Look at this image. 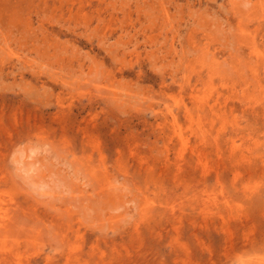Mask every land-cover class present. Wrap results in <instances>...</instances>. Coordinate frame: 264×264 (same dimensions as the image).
I'll list each match as a JSON object with an SVG mask.
<instances>
[{
	"label": "rangeland",
	"instance_id": "374dc122",
	"mask_svg": "<svg viewBox=\"0 0 264 264\" xmlns=\"http://www.w3.org/2000/svg\"><path fill=\"white\" fill-rule=\"evenodd\" d=\"M0 264H264V0H0Z\"/></svg>",
	"mask_w": 264,
	"mask_h": 264
}]
</instances>
